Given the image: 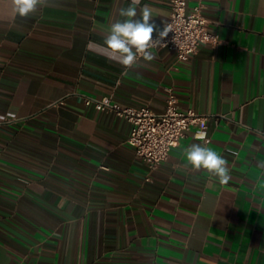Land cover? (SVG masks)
<instances>
[{
    "label": "crops",
    "instance_id": "0c3cea01",
    "mask_svg": "<svg viewBox=\"0 0 264 264\" xmlns=\"http://www.w3.org/2000/svg\"><path fill=\"white\" fill-rule=\"evenodd\" d=\"M219 35L186 60L167 48L131 68L105 29L131 0H46L28 17L0 0V264H264V0L197 3ZM160 29L170 0H141ZM213 115L206 146L222 185L194 171L191 127L158 169L127 143L130 123L83 97ZM12 113V116H9ZM149 178V179H147Z\"/></svg>",
    "mask_w": 264,
    "mask_h": 264
},
{
    "label": "built area",
    "instance_id": "2783aa9c",
    "mask_svg": "<svg viewBox=\"0 0 264 264\" xmlns=\"http://www.w3.org/2000/svg\"><path fill=\"white\" fill-rule=\"evenodd\" d=\"M203 8L202 2L189 10L187 0H170L169 19L159 30H163L168 24L171 32L162 41L166 46L153 48H167L174 52L177 59L186 60L196 53L201 44H218L219 35L210 30V20L204 15ZM157 37L158 32H154L153 38ZM140 57L142 56L138 55L137 58ZM165 92L164 109L158 113L147 106L121 105L110 96L102 98L84 96L83 102L97 110L114 111L129 121L131 126L127 143L133 148L135 155L146 163L151 173L167 159L170 149L178 144L191 127H195L197 133H206L203 139L205 142L210 141L207 129L208 121L213 115L193 108L182 110L177 105L178 99L173 87L166 86Z\"/></svg>",
    "mask_w": 264,
    "mask_h": 264
},
{
    "label": "clouds",
    "instance_id": "9594fccd",
    "mask_svg": "<svg viewBox=\"0 0 264 264\" xmlns=\"http://www.w3.org/2000/svg\"><path fill=\"white\" fill-rule=\"evenodd\" d=\"M14 14L20 17H28L34 13L38 7L46 4V0H11ZM141 4V0H131V4L127 8H121L119 15L124 17L123 20H117L112 23L109 28L105 29L99 26L101 31L106 33L103 45H97L90 41L87 45L89 49L95 47H106L109 53V59L116 60L126 69L133 67L137 63L138 55L144 60L151 61L154 59L151 48L156 46H166L162 41L171 32L170 25L166 24L163 30H159L152 20L153 9L144 4L137 12V7ZM154 32H158V37L153 38ZM9 116H13L9 113ZM197 139H203L206 133H197ZM205 144L194 143L185 151L187 164L194 171L201 169L206 170L210 175L218 178L222 185L229 183L230 168L228 162L216 151Z\"/></svg>",
    "mask_w": 264,
    "mask_h": 264
}]
</instances>
